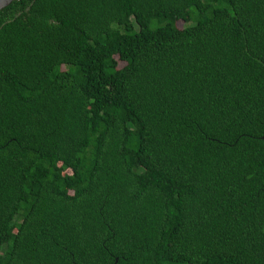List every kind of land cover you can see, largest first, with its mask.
Wrapping results in <instances>:
<instances>
[{"label":"trees","instance_id":"trees-1","mask_svg":"<svg viewBox=\"0 0 264 264\" xmlns=\"http://www.w3.org/2000/svg\"><path fill=\"white\" fill-rule=\"evenodd\" d=\"M264 0L0 10V264H264Z\"/></svg>","mask_w":264,"mask_h":264},{"label":"water","instance_id":"water-1","mask_svg":"<svg viewBox=\"0 0 264 264\" xmlns=\"http://www.w3.org/2000/svg\"><path fill=\"white\" fill-rule=\"evenodd\" d=\"M13 1L15 0H0V10L11 4ZM263 140H264V136H263Z\"/></svg>","mask_w":264,"mask_h":264}]
</instances>
